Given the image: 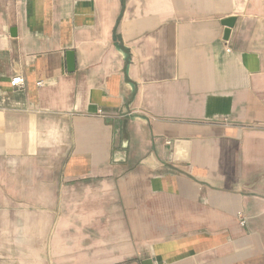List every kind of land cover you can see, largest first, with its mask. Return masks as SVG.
<instances>
[{
	"label": "crops",
	"instance_id": "0c3cea01",
	"mask_svg": "<svg viewBox=\"0 0 264 264\" xmlns=\"http://www.w3.org/2000/svg\"><path fill=\"white\" fill-rule=\"evenodd\" d=\"M146 259L264 264V0H0V264Z\"/></svg>",
	"mask_w": 264,
	"mask_h": 264
},
{
	"label": "water",
	"instance_id": "95a60500",
	"mask_svg": "<svg viewBox=\"0 0 264 264\" xmlns=\"http://www.w3.org/2000/svg\"><path fill=\"white\" fill-rule=\"evenodd\" d=\"M235 19L234 18H228L222 21L223 25H225L227 28L225 30V37H229V33L231 28L234 26ZM67 64H68V70L73 71L75 68V57L73 51H67ZM176 145V152H175V160L177 161H187L188 160V150H189V142L178 140L175 143ZM183 151V153H181ZM142 264H154L153 259H146L142 262Z\"/></svg>",
	"mask_w": 264,
	"mask_h": 264
},
{
	"label": "built area",
	"instance_id": "2783aa9c",
	"mask_svg": "<svg viewBox=\"0 0 264 264\" xmlns=\"http://www.w3.org/2000/svg\"><path fill=\"white\" fill-rule=\"evenodd\" d=\"M24 84H25V80L22 76H17L15 78H13L11 81V85L13 88H23ZM245 224H246V221L243 218H241V225L245 226Z\"/></svg>",
	"mask_w": 264,
	"mask_h": 264
}]
</instances>
